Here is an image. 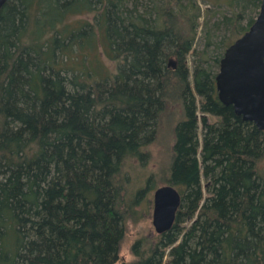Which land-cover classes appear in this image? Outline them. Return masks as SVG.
I'll use <instances>...</instances> for the list:
<instances>
[{
  "label": "trees",
  "instance_id": "1",
  "mask_svg": "<svg viewBox=\"0 0 264 264\" xmlns=\"http://www.w3.org/2000/svg\"><path fill=\"white\" fill-rule=\"evenodd\" d=\"M139 1L8 0L0 9V264H264V131L216 89L227 47L262 0H237L214 25L228 34L221 51L205 49L192 67L195 0ZM83 11H96L95 22L68 26ZM84 36L114 68H67L63 57ZM171 100L185 118L166 184L182 205L171 230L133 242L127 262L120 247L137 198L123 172L143 161Z\"/></svg>",
  "mask_w": 264,
  "mask_h": 264
},
{
  "label": "rangeland",
  "instance_id": "2",
  "mask_svg": "<svg viewBox=\"0 0 264 264\" xmlns=\"http://www.w3.org/2000/svg\"><path fill=\"white\" fill-rule=\"evenodd\" d=\"M150 0H140L143 6L149 5ZM237 0H195L200 8L197 12L195 22L196 38H195V53L189 56L190 66L192 67L195 59H200L201 54L205 49L209 55L217 54L221 51L218 42L223 38V35L228 34L224 30H215L214 25L221 22L225 15L231 16L234 10V4ZM185 3L188 0H184ZM239 9V8H238ZM246 14L255 16V11L248 9ZM68 26H82L86 23H94L96 20V11H83L78 14L68 16L66 19ZM246 24V20L243 21ZM86 36V35H85ZM84 36V37H85ZM214 42L208 45V41ZM68 43V40H66ZM84 42V43H83ZM217 42V43H216ZM216 43V44H215ZM93 42L85 39L79 41L77 45H72L74 50L69 54V57L63 61L67 68L92 70L98 67H106L108 70L114 68L115 63L108 58L103 47L97 46ZM218 44V45H217ZM70 52V51H69ZM104 69V68H103ZM72 74V71L69 70ZM196 99L199 100L197 95ZM201 115V113H199ZM185 118L184 110L177 100H171L165 106L163 113L160 115L161 122L159 123L158 134L156 139L149 144L145 150L143 161L133 160L127 164L124 170V175L127 176V194L133 200L137 198L133 205L135 216L128 222L126 235L120 247V255L127 262L134 260L132 251L133 242L141 237L146 236L154 238L157 235L153 225V208H154V192L161 186L166 184V179L169 174V166L172 158V148L174 144V127L176 124ZM211 120L215 117L209 116ZM200 137L202 133L200 131ZM131 200V201H133Z\"/></svg>",
  "mask_w": 264,
  "mask_h": 264
},
{
  "label": "water",
  "instance_id": "3",
  "mask_svg": "<svg viewBox=\"0 0 264 264\" xmlns=\"http://www.w3.org/2000/svg\"><path fill=\"white\" fill-rule=\"evenodd\" d=\"M8 0H0V9ZM219 100L233 106L244 121L264 131V0L254 23L230 46L216 76ZM183 197L172 184L154 192L153 225L157 234L168 232L176 222Z\"/></svg>",
  "mask_w": 264,
  "mask_h": 264
}]
</instances>
